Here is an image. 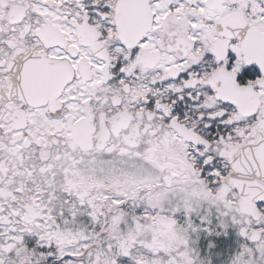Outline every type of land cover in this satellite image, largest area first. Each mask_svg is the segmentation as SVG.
<instances>
[{
    "label": "snow or ice",
    "instance_id": "1",
    "mask_svg": "<svg viewBox=\"0 0 264 264\" xmlns=\"http://www.w3.org/2000/svg\"><path fill=\"white\" fill-rule=\"evenodd\" d=\"M0 264H264V0H0Z\"/></svg>",
    "mask_w": 264,
    "mask_h": 264
}]
</instances>
